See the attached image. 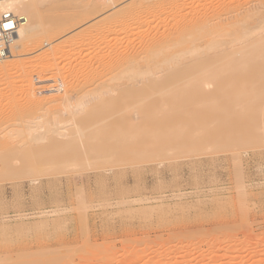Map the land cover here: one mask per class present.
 <instances>
[{
    "label": "rangeland",
    "instance_id": "obj_1",
    "mask_svg": "<svg viewBox=\"0 0 264 264\" xmlns=\"http://www.w3.org/2000/svg\"><path fill=\"white\" fill-rule=\"evenodd\" d=\"M91 1L94 0H45L39 3L36 7L45 23H51L50 19L61 15L66 18L75 16L76 19L68 22L65 35L55 37V29L52 32L54 39L50 36V42L39 46L34 44L36 47H29L21 56L22 61L38 62L30 61L32 66L27 63V71H22L25 78L30 72L32 76L29 74L28 80L22 78L23 82L20 81V75V79L15 77L13 83L5 84L6 89L0 84V92H11L18 88L16 86H21L16 90L19 91L15 93L16 97L5 92L9 99L6 95L2 99L0 94V139L4 138L2 142L16 146L12 149L14 154L9 151L12 156L8 153L5 155L9 158L4 156L7 159L0 160V264H264V132L260 130L264 128V88L261 84L242 90L247 92L246 95L260 90V99L255 104L257 125L250 117L253 113L237 118L235 111L231 110L233 107L236 109L235 106L228 108L225 120L234 123L242 119L238 127L218 124L220 119L209 122L213 117L206 115V109L198 104L197 112L192 111L196 115H192L194 121L186 120L188 115H175L165 123L166 129L158 127L154 132H136L134 136L127 132L123 136L116 134L114 141L118 151L106 154L99 150V146L109 143L106 139L111 137L108 135L109 131H113L111 129L104 132L96 130L95 140L90 142L88 139L93 135L86 133L92 134L91 130L86 127V130L81 129L79 132L83 136L80 141L84 143L80 144L91 147L93 151L86 149L77 157L65 152L68 145H63L60 153L54 151L47 158L34 155L42 146L46 147L43 150L57 148L56 142H50V138L63 141L64 136L58 131L55 133V130V134L50 131L54 135L52 137L50 133L44 135L47 137L50 134V138L47 137L49 140L44 137L36 143L37 139H31L26 145V141H22L25 140L23 135L16 137L20 135L17 132L22 127L27 129L29 123V128H36L34 125L42 121L43 115L40 114L44 113L45 107L54 108L55 103L56 106L58 103L62 105L61 93L90 85L89 79L95 71L104 68L105 76L102 73L100 78L108 85V78L113 76V79L115 72L109 73L106 67H113L115 59L127 51H139L153 35L161 36L182 26L193 27L189 39L195 40L196 46L200 47L198 49L210 54L219 48L237 52L242 40L232 39L239 28V21L248 19V27H254L251 36L257 35V32L264 34V23H260V16L264 15V1L183 0L175 5L170 0H118L116 4L120 5L121 11L115 6L102 5L95 15ZM126 5H133V8ZM102 8L105 10L102 11ZM134 10L139 11V15ZM78 56L80 60L84 57L83 62L79 60L80 64L74 62ZM85 59L86 64L98 59L96 67L95 63L87 65L88 68L92 66L91 70L98 69H88L85 73ZM75 63L77 66H72ZM68 66V70L72 71L70 74L65 70ZM73 67L75 71L80 67V71L76 72L78 74ZM61 68L69 76L62 70L60 74L63 78L57 75L61 78L58 85L59 80L55 81L54 75ZM35 70L40 71L37 73ZM7 72L10 70L1 69L0 79ZM80 72L90 77H84ZM260 73L263 75L264 70ZM115 81L111 80L115 86L122 82ZM57 89H60V94ZM187 89L182 86L165 90ZM189 89L213 90L211 85ZM217 90L212 93L219 94ZM152 93V98H159L160 92ZM145 104L132 101L126 106L117 98L106 100L105 106L116 111L107 121L115 127L119 123H127L133 110L147 111ZM171 106L165 103L161 110ZM26 109H32L36 115L29 110L27 112L31 115L27 113L24 118ZM48 116L42 117L43 120ZM147 116L139 118L145 126L148 125ZM189 117L192 118L191 115ZM206 120L212 128L210 134L202 135ZM70 121L74 122L73 119ZM70 123L66 121L65 124ZM68 126L70 129L72 124ZM243 127L249 132L246 139L240 138L236 132ZM214 129L218 133L211 134ZM65 132V136L70 135L67 134L69 130ZM77 134L80 136L76 133L70 137L77 138ZM58 136H62L61 141H58ZM63 142L66 144V141Z\"/></svg>",
    "mask_w": 264,
    "mask_h": 264
},
{
    "label": "bare ground",
    "instance_id": "obj_2",
    "mask_svg": "<svg viewBox=\"0 0 264 264\" xmlns=\"http://www.w3.org/2000/svg\"><path fill=\"white\" fill-rule=\"evenodd\" d=\"M44 1H42V0H0V10L12 11L19 18L17 35L14 38V40L10 46V53L5 58L0 59V70L1 69L10 70V72H7L8 74H6L5 76L2 77V79H0L1 80L0 84H2V86H4L5 84L8 85L10 82H12V80L15 81L14 78L15 77L19 78L20 75L22 76V77L20 76L21 79L19 78L20 81L23 82L24 79H27L28 75L30 74V72H29L30 70L28 71L29 72L28 74L26 73V75H27L26 78L23 77V75H25V74H22V71L26 70L25 68H27L26 67L27 63H28V66L31 67L32 64L29 65V62L30 61L33 62L34 60L33 61L32 60L22 61V59L20 60L21 56L25 55L26 50H29L28 48L33 46L34 44L35 45L38 44L37 46H39V44H41V43L46 44L49 41L50 36H52L51 38H53V35H55L52 33V32H54L53 30H55V29L57 30L55 37H57L58 35L59 36L63 35L65 33V31L68 30V26H69L68 22H71V19H76L75 16H73L72 18H66V17L61 15V17H59V18L57 16H55V17H53V19H50L52 21L51 23H45L44 19L41 17V15H40L37 7H36L39 3L42 4L41 2H44ZM117 1L118 0H94V1H91L92 2V9L94 11L93 14L95 15V13L97 11H99V9H100V7H102V5L115 6V7L119 8V10H120L121 7L119 4H116ZM182 1L183 0H170L169 2L171 4L176 5V4L181 3ZM262 1H264V0H262ZM130 3H125V4L130 5ZM133 3H135V2H133ZM72 4H73V2H72ZM40 6H42V5H40ZM130 7H128V8H130ZM132 8H133V5H132L131 9ZM101 10L103 11V10H105V8L104 9L102 8ZM136 10H139V9H136ZM136 10H134L133 12H135ZM139 11L138 12L136 11V13L138 15H139ZM117 13H118V11H117ZM136 13H135V17H136ZM82 19L84 20V15H83ZM77 21H76V24H79ZM81 22H82V20H81ZM261 22L264 23V15L260 16V23ZM67 23H68V25H67ZM98 24H100V23H98ZM95 25H96V23H95ZM94 27L95 26L93 25V29H94ZM70 28H71V26H70ZM192 28L193 27L182 26V27H178L177 29H175L173 31L166 32V33L162 34L161 36L157 35L158 37L153 35L154 37L152 36V39L151 40L149 39L150 40L149 42L146 41L145 42L146 44H144L141 48H139V51L130 50V52L127 51V53H125V54L121 53L122 55L121 56L119 55L120 57L118 56L117 60L115 59V62H116L115 65L112 64V65H114L113 67H110V68L108 66L106 67V69H109V71L107 70L109 73L113 74L112 72H115V74H113L114 78L111 79L113 76L110 77L111 80L116 79V81H115L116 83L118 81L121 82V80H122L121 84H118L117 86H115L114 85L115 83L113 84L109 78H108V80L111 83L109 81L108 82L105 81V82L109 83L108 85H105V83H103V81H102L103 78L102 77L100 78V76L102 73H104V68H103L104 66L102 67L103 70L101 69V71L97 70L98 68L97 69L93 68L94 70H97V71H95V73H94V75H92V77H90L89 75H85V74H84L85 75L84 76L80 72V74L82 76H84V77L89 76L90 77V79H89V81L91 82L90 85L87 83L88 85H86V87L84 89H82V88L77 89L76 88V90H74L75 89L74 88V89H72V91L67 90L68 92H66V91L65 92L63 91L64 93L60 92L62 95L58 92L62 88L61 87L62 85H61L60 86L61 88L59 90L57 89L56 92H58L60 94L59 98L63 101L62 105H60L58 103V105L56 106V103H55L56 107L53 105L54 108H52V106H51L50 108L45 107V109H43L44 113L42 112L43 114H40V115L41 116L43 115L42 117L48 116V115H50V116L45 117L44 120L41 117L42 121L38 120L39 122H37V123L34 122L35 123L34 126H36L37 130L39 129V131H37L36 128L30 127L31 128L30 129L29 128L30 123L28 125L29 130H28V128L27 129L23 128L21 125V127L23 129L21 128V130H19V131L17 130L18 132L14 131L15 133L17 132L18 134H20V135H16V137L23 135L25 140H22V141H24V142L26 141L24 143V145H26V143L29 142V140H31V139H32V141H33V139H37L34 142L43 140V138L48 133H50V131H51V133H54L53 130H55V133H56V131H58V133L60 135L64 136V139L66 138V140H64V139H62V136L61 137L58 136V137H60V138H58V141H61L59 139H62L63 141H66V144L63 141L57 142V140H54V138L51 139L50 137H52L54 135H52L50 133L51 136L49 134L50 137L49 136H47V137L50 138V142L51 141L56 142L57 148L56 149H50V150H47V149L43 150V148L45 149L46 147L42 146V148H41L42 151H40L41 149L38 150L36 153H35V151H33L35 153L34 155H36L37 157L43 156V157L47 158L46 156L53 154L54 151H57V154H58V151L60 153V150L63 148V145H64V147H66V145H68V149L67 150L64 149V150H66L65 152L68 155H70V153H72L71 154L72 156L74 155L77 157V155L80 154V152H82L86 149L88 150L90 148V150L93 151V149L91 147L81 145L84 142H83V140H82V143L80 141L81 140L80 137H82L83 135H81L79 131H81V129L84 130L85 127L88 130H91V132L90 131L89 132L92 133V134H89V133H86V134L88 136L93 135L92 137H89V139L91 138L90 140L88 139L89 142L92 140H95L94 139L95 134L97 135L96 130H98V129H100L101 131H103V130L106 131L107 129L108 130L111 129V131L113 130L114 131V132L112 131L113 133L110 131H109L110 133L108 132V135H111V137L109 136L106 139V140H109V143L108 142L105 144L103 143V145H101V143H100L101 146H99V150H101L102 153L105 152L104 154H106L107 152L108 153L109 152H116V151H118V148L116 147V143L114 141L116 134L118 136H121V135L123 136V134H125L127 132L129 135L134 136L133 134H137L136 132H138V134H146V133L148 134V132L149 133L154 132V131H156L154 129H156L158 127H159V129L160 128L166 129L165 123L167 121L172 120L171 117H175V115H180V116H184V115L187 116L188 115L186 120H188V118H189V121H191V120L194 121L193 120L194 118L192 117V115L193 114H194V116H196V115L194 112L192 113V111L195 110V112H197L196 106L198 104H200L201 107L206 109L205 110L206 115L213 117L212 119H209V120L207 119L209 122H212L213 119H215V120L220 119L219 120L220 123H218V124H225L228 127L233 126V128H235L236 126L238 127L239 123L242 122V119L241 120L238 119L239 121L234 122V123L229 122L228 120L227 121L225 120L226 119L225 115L228 112V108L233 107V106H235L236 109H234V107H233V109H231V110L235 111V116L237 118H242V116H244V115L248 116V115L253 113V116H250V117H252L254 122H255L256 115H257V106L255 104H257L259 99H260V90H258V92L256 91L255 93H252L250 95L249 94L246 95L247 92L243 93L242 90H246L244 88H246L248 86H253V85L256 86V85H260V84L264 88V77H262L264 74L262 75L260 73V71L262 72V70H264V34L263 33L258 34V32H257V35L255 34V36H251L254 27L252 29H251V27H248V19L244 18L241 21H239V28L235 30L234 37L232 39V41L233 40H242V43L239 45V49L237 48V52L232 53V51L229 52L228 50L226 51V49H224V48H219V49H216V51H214L212 54H210V53H207L206 51H202V50L198 49L200 47L196 46L195 40L189 39L192 36V32L194 31V30H192ZM81 33H83V32H81ZM75 36H76V34H75ZM50 40H52V39H50ZM62 42H64V41H62ZM62 42H61V44H62ZM63 44H66V43H63ZM33 47H36V46H33ZM61 47H62V45H61ZM54 49H52V51ZM125 51H126V49H125ZM207 51H209V50H207ZM76 52H75V54H76ZM95 53H97V52H95ZM236 53H238L239 56H237ZM90 54H93V53H90ZM233 54H234V56H233ZM49 55H51V54L49 53ZM82 56H84V54ZM116 56H117V54H116ZM79 57L80 56H78V58L76 57L77 60H74V62L78 61V64L83 62L82 60L84 57L82 58V60H80ZM96 57H98V56H96ZM91 59H92V57H91ZM66 60H69V58ZM79 60H80V63H79ZM86 60L87 59H85L84 64H86ZM96 60H98V59H95V60L93 59L89 63L94 64ZM100 61H97V62H100ZM103 62H101V63H103ZM35 63H38V62H35ZM89 63L86 64L85 66L83 64L82 65L84 67H86L87 65H90ZM51 64H53V63H51ZM51 64H49V66ZM108 64H109V62H108ZM37 65H39V64H37ZM46 65H47V63H46ZM46 65H45V67H46ZM74 65H76V63L73 64L72 66H74ZM82 65H80V66L82 67ZM49 66H47V67H49ZM61 66L62 65L60 64V67ZM69 66H70V64H69ZM69 66L67 67V69L64 67L66 71H69L68 70ZM96 66L97 65L95 63V67ZM89 67L90 68H88V66H87V71L85 68H83V69H85L86 72L83 69L82 70L85 73L88 72V69H89V71H94V70H91L92 66H89ZM34 68H35V66H34ZM62 68L60 71H58V74L56 73L54 75L55 81H56V79L59 80L58 85L61 84L60 81H61V78H63L62 77L63 75L60 74V73H62L61 71L63 70L65 74L67 73ZM29 69H31V68H29ZM73 69H74V67H73ZM78 69L79 70H77V68H76V71L74 69L75 73L77 71H80V67H78ZM36 70H37V68H36ZM39 71H36V72L38 73ZM33 72H34V70H33ZM71 72L72 71H69V74ZM78 73H76V74H78ZM59 74L61 75L60 76L61 78L57 77V75H59ZM69 74L67 73L66 76L67 75L69 76ZM81 75H79V76H81ZM103 76H105V73ZM106 76H108V75H106ZM84 77H82V80L84 79ZM17 78H16V80L18 81L19 79H17ZM22 78H24V79H22ZM42 79H43V77H42ZM87 81H88V79H87ZM81 84H84V83L82 82ZM198 85L201 87L211 85L213 90L215 89V91H216L217 89H219V90L221 89V91L219 92V90H217L219 94H217L215 92V94H217V95H214L213 94L214 92L212 93V91H213L212 89H210V90L206 89V91H205V89L199 90V91L189 89L190 87L194 88ZM19 86H16V87L19 88ZM182 86L187 87L188 89L187 90H181V91H166L165 90L166 88H169V87L179 88ZM2 88L6 89L7 87L4 86ZM2 88H0V89H2ZM18 88H15V89L17 90ZM22 88H24V86ZM43 89H45V87ZM16 90H10L11 92H6V91L0 92V94L2 93L1 94L2 99H4L3 97L5 95L7 96V94H5V92L9 93L11 96H15L16 95L15 93H19V91L17 92ZM63 90H65V89H63ZM152 91H155L158 93L160 92L159 98H152V95L154 94V93H152ZM45 92L48 93L47 91H45ZM56 92H54V93H56ZM42 94H45V93H42ZM51 95H50V97H51ZM46 97H48L47 94H46ZM53 97H55V96H53ZM249 97L251 99H249ZM6 98H8V96ZM57 98H55V99H57ZM113 98H117V99L121 100L122 102L126 103V106H129V103H131L132 101L133 102H137V101L146 102L145 109L147 111H144V109L139 110V108L135 109L132 111V116H130V119L126 120L127 123L122 122V123H119L115 127L113 124L109 123L107 120L110 116H113L114 113L116 114V111H115V109L113 111L111 109L109 110L108 108H110V107L105 106L106 100H112ZM8 99H6V100H8ZM10 99H13V98H10ZM51 100H52V98H51ZM143 100H145V101H143ZM62 101H60V102H62ZM226 102L229 103L230 105L226 104ZM165 103L170 104L173 107L171 106L168 109L161 110L162 107L165 105ZM247 105H249L248 108L244 109V107ZM193 107H195V109ZM29 110L31 111L32 109H26V114L25 115L22 114L24 116V118L26 117L27 113H30V115H31V112H27ZM34 110H36V112H37L36 108ZM168 111H171V113H169ZM33 112H34V114L36 113L35 111L32 110V113ZM190 112H191V114H190ZM117 113H119V112H117ZM233 114H234V112H233ZM143 115H148L147 116L148 120H146V123L148 125H146V126H145V122L141 123L139 121V118ZM190 115L192 117L191 119L189 117ZM38 116H39V113H38ZM19 119H20V117H19ZM39 119H40V116H39ZM66 119H68V120H66ZM70 119H73L74 122L70 121ZM22 120H24V119H22ZM207 120L205 122L206 124H203L204 130H202V128H201V130L203 131L202 135L210 134V130H211L212 126H211V124H208ZM29 121H31V120H29ZM66 121H67V123L72 122V123H70V124H72V127L70 129H68V127H69L68 125H70V124L66 125L65 124ZM157 122H158V124H156ZM21 123H24V122L22 121ZM20 124H18V125H20ZM254 124L257 125L256 122ZM31 126H32V124H31ZM216 126H218V125L216 124ZM241 127H242V125H241ZM257 127H259V125ZM42 128H44L43 131H42ZM86 128H85V130H86ZM217 128L218 127H216V129ZM40 129H41V131H40ZM67 129L69 130V133L67 132V134H70V135L73 134L74 135L76 133H79L80 136H78V134H77L78 137L76 136L77 138H74L75 136L70 137V135H68V136L66 135L67 137H70V138H67L65 136V133H66L65 131H68ZM216 129H214L215 131H213V132L211 131V134L218 133V132H216L217 131ZM239 129H238V131L232 130V129L230 131H236L238 133V136L240 138H243V139L249 135V132L247 131V129L246 130H245V128L243 130H239ZM262 129H264V128H262ZM262 129L260 128V130L264 132V130H262ZM26 130H28V131H26ZM32 130H35V131L33 132ZM81 133L83 134V132H81ZM235 133H234V135H235ZM7 134H9L7 136H10V133H7ZM86 134H84V136ZM98 134L100 136L99 132H98ZM0 136H1V134H0ZM7 136L5 137V139L7 138ZM47 137H45L46 140H49V139H47ZM24 138L22 137V139H24ZM3 139H0V141H1L0 142V158H2L0 160L4 159V161H5V159H7L5 157H8L6 155L9 153L8 155L12 156V154H11V153H13L12 149H14V147L16 148V146L7 142V141L2 142ZM46 140H44V141H46ZM22 141H21V143H22ZM31 143L32 142H30V144ZM48 143H49V141H48ZM22 144H21V146H22ZM46 144H47V141H46ZM89 144H91V143H89ZM47 145H49V144H47ZM82 146H83V148H82ZM85 147H87V148H85ZM10 150H11V153L9 152ZM19 150H21V149H19ZM19 150L17 149V151H19ZM64 150H62L61 152H63ZM6 151H7V153H6ZM28 156L30 158V155H28ZM24 157H26V155ZM20 158H22V157H20ZM50 159H52V157ZM28 164H29V162H28ZM26 166H28V165H26ZM124 201H121V202L125 203ZM140 249H142V248H140Z\"/></svg>",
    "mask_w": 264,
    "mask_h": 264
},
{
    "label": "built area",
    "instance_id": "obj_3",
    "mask_svg": "<svg viewBox=\"0 0 264 264\" xmlns=\"http://www.w3.org/2000/svg\"><path fill=\"white\" fill-rule=\"evenodd\" d=\"M19 18L12 11L0 10V59L10 53V46L17 35ZM5 24H11V28H5Z\"/></svg>",
    "mask_w": 264,
    "mask_h": 264
},
{
    "label": "snow or ice",
    "instance_id": "obj_4",
    "mask_svg": "<svg viewBox=\"0 0 264 264\" xmlns=\"http://www.w3.org/2000/svg\"><path fill=\"white\" fill-rule=\"evenodd\" d=\"M4 27H5V28H11L12 25H11V24H5Z\"/></svg>",
    "mask_w": 264,
    "mask_h": 264
}]
</instances>
